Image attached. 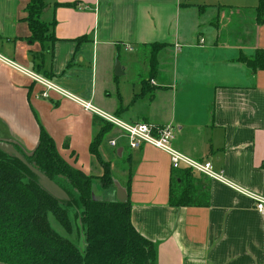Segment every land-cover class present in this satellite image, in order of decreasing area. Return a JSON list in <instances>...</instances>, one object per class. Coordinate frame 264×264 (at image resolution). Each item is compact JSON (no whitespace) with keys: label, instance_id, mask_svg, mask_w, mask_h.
<instances>
[{"label":"crops","instance_id":"0c3cea01","mask_svg":"<svg viewBox=\"0 0 264 264\" xmlns=\"http://www.w3.org/2000/svg\"><path fill=\"white\" fill-rule=\"evenodd\" d=\"M44 1L41 20L54 21L55 41L38 43L28 40L29 0H0L5 140L30 155L43 130L66 162L98 178L103 171L89 147L101 128L94 120L102 119L80 102L127 124L170 125L173 148L209 162L225 183L192 172L208 187L209 206L169 207V156L149 145L130 150L112 126L97 151L105 162L99 149L107 137L123 164L117 183L105 162L133 228L156 245L158 264H264V216L238 191L264 198V71L237 62L264 51L258 0ZM155 44L164 47L152 71ZM21 70L79 102L54 92L41 98L44 88ZM135 73L140 81L129 83Z\"/></svg>","mask_w":264,"mask_h":264},{"label":"trees","instance_id":"16d2710c","mask_svg":"<svg viewBox=\"0 0 264 264\" xmlns=\"http://www.w3.org/2000/svg\"><path fill=\"white\" fill-rule=\"evenodd\" d=\"M61 6L69 5H54L55 8ZM45 7L44 0H29L27 4L25 21L30 42L55 41L52 33L54 21L47 24L41 20ZM254 11L256 24L263 25L264 0L257 1ZM163 47L159 44L152 46V71L155 68L154 55ZM237 62L251 69L252 73L264 71V51L257 50L250 58L241 55ZM94 122L101 128L91 142L89 152L102 168V175L98 178L87 176L66 162L43 130L30 155L14 144L26 163L57 185L67 200L50 195L27 166L0 149V264H158L156 245L131 225L129 202L98 200L91 196L96 180L102 190L114 184L110 165L100 160L97 151L102 137L112 126L100 119ZM172 172L169 207L209 206L208 187L203 179L195 178L186 169ZM128 191L129 186L127 195ZM70 209L76 212L74 221L81 227L82 250L56 233L48 221L51 215L71 235L72 224L67 214Z\"/></svg>","mask_w":264,"mask_h":264},{"label":"built area","instance_id":"2783aa9c","mask_svg":"<svg viewBox=\"0 0 264 264\" xmlns=\"http://www.w3.org/2000/svg\"><path fill=\"white\" fill-rule=\"evenodd\" d=\"M21 72L28 75L35 83L44 88V91L40 96L41 98L47 99L49 98V93L54 92L60 96L74 99L75 101L79 102L69 94H66L65 92L58 89L56 86L51 85L49 82L42 80L41 78L24 70H21ZM37 98L38 97H36V99ZM80 104L85 111L94 113L104 122L118 129L122 133V138L125 140L130 150H139L143 145H149L166 153L169 156L170 167L172 170L186 169L208 179L225 183V180L221 174H216L213 172L212 165L209 162H197L190 160L173 148L172 142L174 140V130L172 126L167 125L158 127L149 123L127 124L120 121L116 117L108 116L95 111L89 104H85L83 102H80ZM110 144L112 147L116 146L115 141L110 142ZM238 191H240L244 196L250 198L254 202L255 210L264 216V198L243 192L241 190Z\"/></svg>","mask_w":264,"mask_h":264},{"label":"rangeland","instance_id":"374dc122","mask_svg":"<svg viewBox=\"0 0 264 264\" xmlns=\"http://www.w3.org/2000/svg\"><path fill=\"white\" fill-rule=\"evenodd\" d=\"M122 58V57H121ZM138 69V67H136ZM136 68H134L136 70ZM134 79H129V77H127L126 79H129V83H138L140 81L139 76L137 75V73L134 74ZM115 117V116H113ZM117 118V117H116ZM118 119V118H117ZM125 123V122H124ZM6 136H7V130L5 128V126L0 122V141H6ZM107 140V137L104 138L103 140V146L100 147L99 149V153L101 155V159L104 160L105 162H110L112 163V169L115 171V176L116 178L113 176L112 178H115L117 180V183H120L121 180H119L117 177L121 174V172L119 171V169L121 168V166H123L122 162L120 159H118L115 155L112 154L110 148L107 146V143H105ZM126 150V149H125ZM128 153V149L125 151V154ZM124 176H126L125 171L123 172ZM96 178V177H94ZM126 178V177H125ZM114 181V180H113ZM95 187H96V194H97V198L96 199H102V200H116L117 198V189L115 187V184H113L109 189L107 190H102L100 188L99 182L96 180L95 181ZM125 189V188H124ZM68 216L71 220V224H72V234L68 235L58 224L57 222L53 219V217L51 215H49L48 217V221L50 224V227L56 232L58 233L60 236L62 237H66L69 240H71L73 243H75L80 250L83 249L84 247V243L82 241V234L79 232L81 231V227L77 224L76 221H74V214L76 213L74 211V209H70L67 211Z\"/></svg>","mask_w":264,"mask_h":264},{"label":"water","instance_id":"95a60500","mask_svg":"<svg viewBox=\"0 0 264 264\" xmlns=\"http://www.w3.org/2000/svg\"><path fill=\"white\" fill-rule=\"evenodd\" d=\"M114 74L115 76L121 75V68L118 64V62L115 63L114 66ZM0 149L3 150L5 153H7L10 156H14L16 159H18L20 162H22L27 168L33 172L37 178L39 179L40 185L45 189L50 195L55 197L58 200H67V196L65 193L57 186L55 185L52 181H50L46 176L38 172L36 169L28 165L25 161V159L21 156V154L15 149L14 144L11 142L7 141H0ZM122 150L118 151V154H121ZM117 202L119 203H126V196L123 190H121L117 185ZM96 187L94 186V191L92 192L91 196L92 198L97 196L96 194ZM97 198V197H96ZM101 200V199H98Z\"/></svg>","mask_w":264,"mask_h":264}]
</instances>
